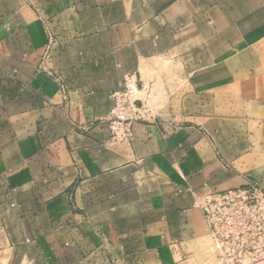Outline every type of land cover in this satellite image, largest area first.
<instances>
[{"label": "crops", "instance_id": "1", "mask_svg": "<svg viewBox=\"0 0 264 264\" xmlns=\"http://www.w3.org/2000/svg\"><path fill=\"white\" fill-rule=\"evenodd\" d=\"M127 74L150 112L114 144ZM249 180L264 0H0V264H206L194 201Z\"/></svg>", "mask_w": 264, "mask_h": 264}, {"label": "built area", "instance_id": "2", "mask_svg": "<svg viewBox=\"0 0 264 264\" xmlns=\"http://www.w3.org/2000/svg\"><path fill=\"white\" fill-rule=\"evenodd\" d=\"M142 88L136 76L127 74L124 89L112 93L107 117L112 143L130 145L133 125L147 121L150 110L140 97ZM193 206L203 215L217 261L264 264V187L260 182L249 180L237 189L207 193Z\"/></svg>", "mask_w": 264, "mask_h": 264}, {"label": "rangeland", "instance_id": "3", "mask_svg": "<svg viewBox=\"0 0 264 264\" xmlns=\"http://www.w3.org/2000/svg\"><path fill=\"white\" fill-rule=\"evenodd\" d=\"M163 75V73L160 74V77L158 75V80L155 82L154 87L151 91L150 96L153 94H156L157 96L155 97L154 100L158 101V100H163L166 101L167 97L166 96H162L161 92L158 90L160 87H162L164 85V82L161 78V76ZM169 82H172V80L169 79ZM146 88H147V92L150 91V84L148 82H146ZM146 91V89H145ZM149 94L148 93H142V91L140 92V97L145 99L146 97H148ZM215 250L214 248L212 249V256L210 257L209 261L206 264H221L219 261L216 260L215 258V254H214Z\"/></svg>", "mask_w": 264, "mask_h": 264}]
</instances>
